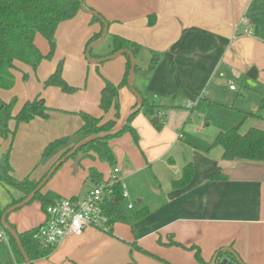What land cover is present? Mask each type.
Listing matches in <instances>:
<instances>
[{
    "label": "crops",
    "instance_id": "crops-1",
    "mask_svg": "<svg viewBox=\"0 0 264 264\" xmlns=\"http://www.w3.org/2000/svg\"><path fill=\"white\" fill-rule=\"evenodd\" d=\"M83 4L108 23L104 41L109 37V44L91 51L92 59L111 56L113 37L141 47L134 57L133 87L158 108L154 118L162 130L156 129L154 118L139 113L130 122L138 135L137 145L129 133L109 142L112 153L118 151L114 177L122 183L127 200L135 202L125 214L131 218L143 215L129 224H114L112 233L87 229L79 236L67 237L49 255L30 263L201 264L195 259L198 251L204 264H209L217 251L231 249L243 264H264V163L223 160V149L212 145L218 134L227 131L215 137L200 135V141L189 138L191 144L181 143L175 130L179 125L166 122L169 111L187 118V106L198 101L221 104L218 85L223 82L230 87L233 79L247 78L259 100L249 111L238 110L242 120L233 128L240 126L242 135L250 129L264 131V121L258 118L264 114L258 107L264 94V0H84ZM101 30L90 14L79 11L58 26L50 61L43 60L35 70L15 63L14 85L10 90L0 89V103L14 99L15 116L26 102L39 97L49 109V117L20 125L10 121V134L0 137V156L8 154V175L13 179L39 182L65 151L71 152L81 140L80 113L102 122L114 119L113 109L104 113L99 108L100 93L104 81L115 86L121 83L127 63L123 56L97 65L86 60V45ZM34 44L41 54L48 55L49 45L40 34L35 35ZM154 56L157 63L149 70ZM60 62L63 80L75 89L71 94L44 86ZM252 69L254 73L248 77ZM118 101L116 127L137 104L128 87L119 90ZM62 138L68 139L67 145L42 158L44 149ZM75 157L70 156L56 170L42 194L81 198L96 186L90 170L101 176V184L110 179L112 172L105 174L107 164L95 154L83 155L76 171L72 169ZM187 165L193 169L191 180L184 188L173 189L172 183L181 179ZM147 167L154 180L148 179L145 186L140 181ZM0 186L8 192L0 211L24 198L20 191L4 183ZM29 204L6 218L17 234L46 220L39 201L33 207ZM0 255V264H19L9 242Z\"/></svg>",
    "mask_w": 264,
    "mask_h": 264
},
{
    "label": "trees",
    "instance_id": "trees-1",
    "mask_svg": "<svg viewBox=\"0 0 264 264\" xmlns=\"http://www.w3.org/2000/svg\"><path fill=\"white\" fill-rule=\"evenodd\" d=\"M79 11H81L79 0H0V89L10 90L13 87L14 77L12 71L16 69V62L28 65L35 70L43 60L52 59L56 47L55 32L58 26L64 22L72 20ZM97 15L101 17L99 14ZM92 21L99 22L103 30V25L98 18L92 17ZM149 24L151 25L152 23L149 22ZM102 30L99 34L95 35L89 43H87L86 49L90 44L96 42L100 38ZM36 34H40L47 41L50 49L47 56L41 54L35 46L34 38ZM112 41L113 50L111 55L120 50H127L131 52L134 57H136L141 51V47L139 45L124 38L113 37ZM123 57L126 59L127 63L123 80L117 86L109 83L108 81H104V88L100 93L99 108L104 113H108L111 109H113L115 111L114 119L102 122L101 119L94 118L86 113H80L79 117L83 122L81 129L78 131V134L81 135L80 142L91 136L107 134L115 130L116 122L120 119L118 101L119 90L122 87H128L127 79L130 69L129 58L126 55ZM156 63L157 56H154L150 62L149 70H152ZM135 70H137V66L135 67ZM61 75L62 62L57 65L55 72L44 82V86L57 87L61 89L62 92L67 94L73 93L75 89L67 85ZM14 105V99L9 103H0V137L6 138L10 134L8 129L10 121H15L17 125H20L27 124L36 118L45 120L49 117V109L46 107L43 99H40L39 97L26 102L19 113L15 116L12 115ZM258 107L259 109L264 110V94L261 96ZM139 113H142L147 118L152 119L159 113V110L157 107L149 104L145 99H143L140 110L136 114L129 117L128 122L120 133L97 138L80 148L72 157L74 158L78 153H82L84 157H87L90 153H92L95 154L100 161L113 166L115 162L109 142L120 136L122 133L127 132L131 135L134 144L137 145L138 135L135 130L130 127V122L133 117ZM258 118L264 121V114L262 117ZM154 125L157 130H161L160 123H156ZM239 128L240 126L218 134L212 146H220L223 149L222 159L225 161L247 160L264 163V131L250 129L247 133L242 135L239 133ZM67 142V138L53 141L44 149L42 158L51 157L60 148L65 147ZM69 152L70 150L65 151L55 165ZM8 159L9 156L7 154L5 156L6 166L3 167L0 174V183H4L20 191L23 193L24 198L20 201L13 202L9 207L0 211V219L7 209L21 203L27 196H29L50 172L49 171L39 182L29 181L28 179L17 181L8 175L10 172V167L7 165ZM89 175L95 180L96 186L101 184L100 182L102 179L99 174L90 170ZM192 175V166L187 165L183 169L181 179L172 183L173 189L178 190L184 188L191 180ZM110 181L111 178L104 182V184H107ZM110 189L111 194L105 196L102 205L105 213L109 217V223L111 226L108 233H112V227L114 224H129L133 219L137 220L143 215L136 214L133 218H131L125 214L123 207L124 199L122 197L123 185L118 179L113 181ZM41 190L35 194L32 201H39L44 211L47 206L54 203V201L58 200L60 197L51 192L42 194ZM6 224L11 229L15 230V228L8 223L7 219ZM0 229L4 230L7 235L11 253L15 258V262L24 264V259L18 246L16 245L14 239L4 229L1 222ZM37 230L38 227L23 234H18L21 246L29 262L44 258L53 250L50 246H42L33 238ZM172 245L177 246L175 243H172ZM231 251L233 255L228 253L226 249L217 251L214 255L217 258V263L227 259L229 262L237 264L236 260H239V258L233 250ZM195 259L197 262L204 264L198 251L195 253Z\"/></svg>",
    "mask_w": 264,
    "mask_h": 264
},
{
    "label": "rangeland",
    "instance_id": "rangeland-1",
    "mask_svg": "<svg viewBox=\"0 0 264 264\" xmlns=\"http://www.w3.org/2000/svg\"><path fill=\"white\" fill-rule=\"evenodd\" d=\"M108 44H109V37L105 41H103V43L100 46L96 47L92 51L103 50L104 48H107ZM50 60H46V61H50ZM221 73L225 74L226 76V73L224 71H222ZM225 81H226V77H225ZM232 81L233 83H231L230 85H232L234 89H236L235 92L233 93L230 92L228 89L229 84L225 85L223 82H221V84H219L216 89L218 98L222 100L221 104H208L205 101H198L194 104H191L190 109L187 108V118L184 115H182L180 112H175L172 115H170L171 111H169L168 116L166 118V122L172 120V122L175 123L177 126L179 125L178 129L175 127V130H177L176 133L177 139L179 136H181L179 137L181 138L180 140L181 143H186V142L190 143L188 141L189 138L194 139V141L195 140L200 141L201 139L200 135L207 137H212V136L215 137L216 134L220 131H228L229 129L237 126L238 123L242 120L241 113H239L238 110L249 111L251 110V106L253 104L258 103L259 97L256 91L252 88L251 86L252 84H250L247 78H242V80L233 79ZM261 111L262 110H259L260 113ZM170 116H172V118H170ZM164 125L166 126V124ZM126 134L127 132H124L120 136L114 139H118V140L122 139ZM123 148L124 146H122L121 148L122 151ZM117 152L118 151H113V157L115 162L114 164L119 165ZM4 154L5 153H3L0 156V169L5 165ZM104 163L105 162H103V164ZM113 168L114 165L110 166L107 164L106 166H104L105 174H107L109 171L112 172L110 178L112 176H117L116 174H113V170L116 169ZM55 173L57 174V171ZM141 178L142 180L140 181V184L142 183L145 186H147L148 184V179L154 180V177L150 169H148V167L145 173L144 172L141 173ZM6 197H8V192L0 186V205H1V201H3L4 198ZM130 202L133 206H135V202L132 199H130ZM130 202L129 199L128 200L125 199L123 201L124 212L126 214L131 212L126 209L127 205ZM36 203H38L37 200L32 201V203H30L29 206L35 205ZM6 244H8V238L3 241H0V254L2 250L6 247ZM4 253H6V249L4 250Z\"/></svg>",
    "mask_w": 264,
    "mask_h": 264
},
{
    "label": "built area",
    "instance_id": "built-area-1",
    "mask_svg": "<svg viewBox=\"0 0 264 264\" xmlns=\"http://www.w3.org/2000/svg\"><path fill=\"white\" fill-rule=\"evenodd\" d=\"M229 89L234 90V87L230 85ZM190 107L191 105L187 106L189 109ZM117 172V169L113 170V174ZM115 179L117 178L112 176L109 183L94 186L81 198H59L47 206L44 210L46 220L38 227L33 238L42 246L55 248L63 239L79 236L87 229L108 233L111 226L102 205L105 196L111 194L110 187ZM122 197L124 200L128 198L124 189ZM126 208L130 210L133 205L129 203ZM5 239L7 235L0 229V241Z\"/></svg>",
    "mask_w": 264,
    "mask_h": 264
},
{
    "label": "water",
    "instance_id": "water-1",
    "mask_svg": "<svg viewBox=\"0 0 264 264\" xmlns=\"http://www.w3.org/2000/svg\"><path fill=\"white\" fill-rule=\"evenodd\" d=\"M83 2H84V0H79L80 7H81V11H84V12L90 14L92 17L98 18L100 20V22L102 23V25H103V30H102V34H101L100 38L96 42L90 44L87 47V49H86V53H85L86 60L89 63H91V64L97 65V64H101L103 62H107V61L113 60V59H115L117 57L126 55L129 58V61H130V69H129V72H128L127 86H128V89L131 91V93L136 97L137 104H136L135 108L128 115L124 116L120 120L118 126L115 128L114 131H112L110 133H107V134H100V135L91 136V137H89V138H87V139L79 142L76 145V147L68 155H66L62 160H60L51 169V171L48 173V175L43 179V181L38 185V187L29 196H27L21 203L16 204V205L10 207L9 209H7L4 212V214L2 215V217L0 219V222H1L2 226L4 227V229L8 232V234L14 239L16 245L18 246V248H19V250H20V252H21V254L23 256V259H24L25 264H31V263L28 261L26 255L24 253V250H23V248L21 246V243H20V240H19V237H18L17 232L15 230L11 229L6 224V218H7V216L10 213H12V212H14V211L22 208L23 206L29 204L30 202H32L35 194L43 188V186L48 181V179L55 173L56 169L61 164H63L70 156H73L74 154H76L77 151L80 148H82L84 145H86L87 143H89V142H91V141H93V140H95L97 138H102V137H105V136H108V135H115V134L120 133L122 131V129L124 128V126L126 125V123L128 122L129 117L131 115H133V114H136L140 110V108L142 106V103H143V99H142L141 95L133 87V77H134V73H135L136 64H135V58H134V56H133V54L131 52H129L127 50H120V51H118V52L114 53L113 55H111L109 57H106V58L96 59V60H94V59L91 58V51L93 49H95L96 47L100 46L103 43V41H104V39L106 37L107 31H108V29H107L108 25H107V23L101 17H99L97 15V13H95L94 11H91V10H88L87 8H85ZM252 73H254V70L253 69L250 71V73L247 76L248 77H251V74ZM152 122L153 123H157V118L152 119ZM82 156H83L82 153H78L76 155V157L74 159L73 166H72V169L74 171H76V169L78 167V164H79V161L81 160ZM226 251L228 253H230V254L233 255V253H232L231 250L226 249ZM216 259H217L216 256H214L213 259H212V261L209 264H234V263L229 262L227 259H224L220 263H217ZM236 261H237V264H241V262L239 260H236Z\"/></svg>",
    "mask_w": 264,
    "mask_h": 264
}]
</instances>
